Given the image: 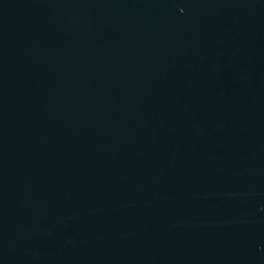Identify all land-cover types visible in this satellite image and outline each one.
I'll return each instance as SVG.
<instances>
[{
    "label": "water",
    "instance_id": "obj_1",
    "mask_svg": "<svg viewBox=\"0 0 264 264\" xmlns=\"http://www.w3.org/2000/svg\"><path fill=\"white\" fill-rule=\"evenodd\" d=\"M0 264H264V0H0Z\"/></svg>",
    "mask_w": 264,
    "mask_h": 264
}]
</instances>
